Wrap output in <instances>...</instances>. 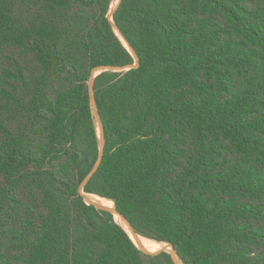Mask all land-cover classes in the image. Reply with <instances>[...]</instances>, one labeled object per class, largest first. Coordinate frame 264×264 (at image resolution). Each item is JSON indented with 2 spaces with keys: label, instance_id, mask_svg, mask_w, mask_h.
<instances>
[{
  "label": "trees",
  "instance_id": "obj_1",
  "mask_svg": "<svg viewBox=\"0 0 264 264\" xmlns=\"http://www.w3.org/2000/svg\"><path fill=\"white\" fill-rule=\"evenodd\" d=\"M114 1L0 0V264H175L83 194L183 264H264V0ZM113 23L139 67L97 72L81 190L90 81L136 62Z\"/></svg>",
  "mask_w": 264,
  "mask_h": 264
},
{
  "label": "water",
  "instance_id": "obj_2",
  "mask_svg": "<svg viewBox=\"0 0 264 264\" xmlns=\"http://www.w3.org/2000/svg\"><path fill=\"white\" fill-rule=\"evenodd\" d=\"M121 3V0L119 2V4ZM118 4V5H119ZM111 16V14H110ZM113 27L116 31V33L118 34V36L120 35L124 40L125 38L122 36V34L119 32L118 28L116 27V25L113 23ZM126 41V40H125ZM123 42V41H122ZM127 43V41H126ZM128 44V43H127ZM128 47L127 48L131 53L132 55L134 56V58L136 59V62L134 65L132 66H129L125 69H122V68H111V67H105V68H101L99 69L98 71L96 70L95 73L96 75H94V77L91 79L90 81V84H89V91H90V99H91V105H92V109H93V113H94V117L97 119V122L100 126V129L102 131V136L99 137V147H100V155H99V159H98V162L96 164V166L94 167V169L92 170V172L88 175V177L84 180V182L82 183L81 185V190H83L84 186L89 182V180L92 178V176L96 173V171L98 170L99 166H100V163L102 161V157H103V153H104V148H105V145H106V140H105V131H104V125H103V122H102V119H101V116L99 114V111H98V107H97V104H96V99H95V90H94V83H95V78L97 75H99L100 73L97 74V72H104V71H111V70H114V71H123V70H131L133 68H138L139 67V58L137 56V54L134 52V50L130 47V45L128 44ZM98 130V129H97ZM86 203L88 205H92L94 206L96 209L98 210H103V211H107L113 215L115 214H118L120 217H122L125 222L130 225V223L122 216L120 215L117 210L114 208V210H111V209H106L102 206H99V205H96V204H92L90 203L89 201H87L86 197H84ZM117 222V221H116ZM131 226V225H130ZM132 228V226H131ZM133 229V228H132ZM134 230V229H133ZM135 232V231H134ZM136 234V233H135ZM134 241V240H133ZM136 244V243H135ZM137 245V244H136ZM137 247L143 251L144 253H149L147 251H145L143 249V247H140L139 245H137ZM171 247V251H167L168 253H170L173 257V260L175 262V264H183V262L180 260V258L178 257V255L175 253L174 251V248L172 246Z\"/></svg>",
  "mask_w": 264,
  "mask_h": 264
},
{
  "label": "rangeland",
  "instance_id": "obj_3",
  "mask_svg": "<svg viewBox=\"0 0 264 264\" xmlns=\"http://www.w3.org/2000/svg\"><path fill=\"white\" fill-rule=\"evenodd\" d=\"M116 2H117V0L114 1L113 5H112V7H111V12H110V14H111V18H112V16H113L115 10H116L117 7H118V4H119V2H118V4H117ZM119 37H120L121 40H122V37H121V36H119ZM122 41H123V40H122ZM95 122H96V126H97V129H98V130H97V131H98V135H99V137H101V136H102V131H101V129H100V126H99V124H98L96 118H95ZM83 196L86 197V199H87V196H88V195H87V194H83ZM100 199L104 202V204H103V205H99V206H102V207H104V208H106V209L114 210V204H113V202H111V201H107V200L102 199V198H100ZM87 201H89V202L92 203V204H96L95 202H92V201H90L89 199H87ZM96 205H98V204H96ZM114 217L116 218V220L118 221V223H120V221L118 220L117 214H115ZM120 224H123V222H121ZM143 239H144V238H143ZM135 241H136V240H135ZM136 242H137V241H136ZM137 243H140V244H146V245H148V246H151V245H159L158 243H156V242H154V241H151V240H147V239L141 240V242H137ZM165 248H167V250H166ZM161 251H166V252H167V251H171V247H170L169 245L163 244L162 248H160L159 250H157V251H155V252H150V254H156V253L161 252Z\"/></svg>",
  "mask_w": 264,
  "mask_h": 264
},
{
  "label": "bare ground",
  "instance_id": "obj_4",
  "mask_svg": "<svg viewBox=\"0 0 264 264\" xmlns=\"http://www.w3.org/2000/svg\"><path fill=\"white\" fill-rule=\"evenodd\" d=\"M118 2H119V0H117V4H118ZM122 40H123V43L125 44V46L127 47V48H129L128 47V44L126 43V41L122 38ZM87 199H89L90 201H92V202H95L96 204H98V205H103L104 204V202L99 198V197H97V196H93V195H88L87 196ZM117 217H118V220L120 221V223L121 222H123L120 218H119V215L117 214ZM115 220H116V218H115ZM117 221V220H116ZM118 222V221H117ZM119 223V224H120ZM127 224V223H126ZM126 231H127V233L131 236V238L134 240V242L137 244V245H139V246H142V247H151V248H158V249H160V248H162V246L163 245H161V244H159V245H151V246H148V245H146V244H140V243H137L136 241H135V239L134 238H136V239H138L139 241H141V240H144L143 239V237H141V236H139V235H137V234H135L133 231H132V228H131V226L130 225H125L124 223L123 224H120ZM128 226V227H127ZM134 237V238H133ZM166 250H167V248H165Z\"/></svg>",
  "mask_w": 264,
  "mask_h": 264
}]
</instances>
